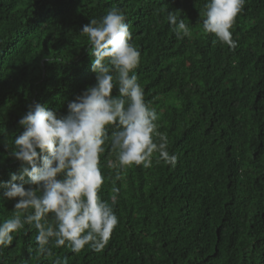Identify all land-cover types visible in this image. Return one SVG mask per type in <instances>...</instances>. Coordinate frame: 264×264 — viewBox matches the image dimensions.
Returning <instances> with one entry per match:
<instances>
[{"label": "trees", "instance_id": "16d2710c", "mask_svg": "<svg viewBox=\"0 0 264 264\" xmlns=\"http://www.w3.org/2000/svg\"><path fill=\"white\" fill-rule=\"evenodd\" d=\"M206 3L0 0V181L19 168L5 143L22 133L28 105L67 114L68 102L95 83L80 30L112 7L131 26L140 51L135 73L178 156L175 167L154 156L152 167H129L114 181L106 144L100 195L110 200L120 189L119 223L101 252L53 248L68 264H264V0H246L231 29L234 50L203 32ZM169 11L185 18L190 38L176 37ZM4 190L0 221L16 202ZM35 235L27 225L15 233L0 264H51L36 253Z\"/></svg>", "mask_w": 264, "mask_h": 264}, {"label": "clouds", "instance_id": "9594fccd", "mask_svg": "<svg viewBox=\"0 0 264 264\" xmlns=\"http://www.w3.org/2000/svg\"><path fill=\"white\" fill-rule=\"evenodd\" d=\"M245 3L207 0L201 13L203 32L215 34L234 50L237 41L231 29ZM126 19L119 7H112L82 26L95 83L68 102L67 114L47 103H31L18 121L22 133L6 137L8 155L20 164L8 181H0L3 197L16 201L11 218L0 221V255L26 225L36 230V253L51 264H68L53 248L67 245L76 254L86 246L104 250L119 223L115 205L120 192L114 187L110 200L100 195L106 144L115 154L107 161L114 181L122 180L129 167H152L154 156L157 162L176 166L178 156L170 154L168 137L158 130L157 110L146 101L135 73L140 51ZM166 21L178 39L191 37L189 24L178 12L169 11ZM5 131L0 128V134Z\"/></svg>", "mask_w": 264, "mask_h": 264}]
</instances>
